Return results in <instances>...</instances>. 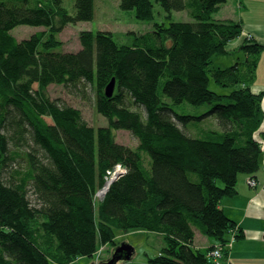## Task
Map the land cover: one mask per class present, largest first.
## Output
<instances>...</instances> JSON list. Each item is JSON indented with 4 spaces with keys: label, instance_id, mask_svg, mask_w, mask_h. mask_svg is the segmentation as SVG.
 I'll return each instance as SVG.
<instances>
[{
    "label": "trees",
    "instance_id": "trees-1",
    "mask_svg": "<svg viewBox=\"0 0 264 264\" xmlns=\"http://www.w3.org/2000/svg\"><path fill=\"white\" fill-rule=\"evenodd\" d=\"M96 3L0 0V264H74L113 244L115 230L139 228L167 242L147 264H214V246L198 248L195 236L226 243L237 227L221 203L237 194L241 175L261 168L255 134L264 96L251 86L264 45L251 39L239 49L243 61L216 68L214 57L244 33L242 22L218 18L229 0H119L139 22L155 21L156 12L165 21L131 33V46L88 31L78 53L61 51L57 36L95 21ZM174 12L190 20L174 21ZM19 26L51 36L21 42L11 34ZM52 85L78 100L93 93L109 126L96 130L81 110L53 100ZM182 103L211 106L196 117L174 110ZM119 131L139 146L119 144ZM117 166L126 174L98 201Z\"/></svg>",
    "mask_w": 264,
    "mask_h": 264
},
{
    "label": "rangeland",
    "instance_id": "rangeland-1",
    "mask_svg": "<svg viewBox=\"0 0 264 264\" xmlns=\"http://www.w3.org/2000/svg\"><path fill=\"white\" fill-rule=\"evenodd\" d=\"M231 3L230 5H226V7H223V9L220 11L221 13L218 14V18L221 20H224V22L227 21H233V22H239L238 15H236L237 12L234 11V7L232 6L234 1L229 0ZM96 20L93 22H87V23H78L76 26L69 25L66 26L63 32H61L57 39L63 43V47L61 48V51L63 52H73L78 53L80 51L82 45L81 40H79L80 34L82 32H88L91 31L94 34H97L98 32L102 31L105 33L111 32L115 38V40L119 44H124L131 46L134 43L135 37L131 33L135 34H145L152 30L154 27V22L162 23L165 21V17L162 15H158L156 12V19L155 21L151 22H139L135 16H133L132 13H124L121 11L119 7V0H97L96 3ZM158 11L160 9L157 8ZM173 20L184 22L189 21L190 17L188 16V13H173ZM46 31V32H45ZM12 35L16 37L18 41H24L26 39H29L34 34L39 32H45L49 37L51 36V33L49 34V30L46 28H37V27H28V26H19L14 28L11 31ZM242 35L241 37L236 40L229 43V47L227 50V54L218 55L217 57H214V65L216 68H229L230 66H233L236 62L243 61L244 60V54L239 49L244 44H249L253 39L256 37H253L252 35ZM252 37V38H250ZM249 38V39H248ZM258 40V39H257ZM264 45L263 42L257 41ZM264 47V46H263ZM255 82V81H254ZM253 82V83H254ZM252 83V84H253ZM211 89L218 94H226L229 93L230 90L224 89L222 87H218L214 84V82L210 85ZM107 88L104 92H106ZM251 92L255 96H264V92L260 93L255 91L254 87L251 86ZM46 94L49 95L53 100H57L58 102L66 100L68 104H72L74 107L82 111V114L84 115V118L86 122L93 127L94 129L98 130L99 128L107 127L109 126L108 119L103 115L100 114L97 111V103H96V97L93 93H90L87 98L83 99H76L72 95H68L66 92V89L63 88V86H50ZM107 94V92H106ZM174 110H178L179 113L185 114V115H193L196 117L203 116L209 111L210 104L209 105H190L189 103H182V104H172ZM264 111V108H263ZM48 122H51V119L49 118ZM211 124H208L206 126L207 128H210ZM117 135V141L121 145H126L128 147H131L133 149H136V147L139 146L138 139L133 136V134L129 131H119L116 133ZM256 138L258 140V143H260V146L262 149L264 148V120L263 123L260 125L259 130L255 134ZM263 156V155H262ZM262 159V158H261ZM24 166H27L26 164ZM126 171L123 166H117L115 172L110 173V178L107 180L110 181L116 174H121L119 178H121L123 175L126 174ZM117 178V180L119 179ZM114 180V178H113ZM248 182V180H247ZM250 188H256L258 186V183L255 182V179H252L247 183ZM102 191L99 192V196H97V200L99 201L100 198H104L106 194L102 195ZM102 195V196H101ZM33 199V197H32ZM34 200V199H33ZM233 222V221H232ZM234 227H237L234 224ZM227 241L224 245L221 243H218L216 240H212L210 238H207L205 235L203 236L200 232H197L195 236V245L202 249H208L209 247L214 246V251L211 252L208 256L209 259L213 261L214 264H229V253L234 248L235 243L239 238H242V235L240 234V230H232L231 232H228L226 234ZM131 246L134 249V254L130 258V260H123L119 259V261L116 262V264H147L149 259H152V257H158L162 254L163 249L167 247V242L164 240L163 235H158L154 232H148L147 230H143L141 228L139 229H129V230H115V239L112 243H108L107 245H100L97 248V252L93 257H87V258H77L76 262L74 264H109L111 260H113L114 256L116 255V250L120 246ZM52 264H58L56 261H51Z\"/></svg>",
    "mask_w": 264,
    "mask_h": 264
},
{
    "label": "crops",
    "instance_id": "crops-1",
    "mask_svg": "<svg viewBox=\"0 0 264 264\" xmlns=\"http://www.w3.org/2000/svg\"><path fill=\"white\" fill-rule=\"evenodd\" d=\"M235 5V4H233ZM232 5V6H233ZM234 7L242 22L244 35H252L264 43V0H241L239 8ZM257 77L252 84L255 91L264 92V52L260 58ZM264 108V97L262 99ZM261 168L255 175L256 188H250L247 175H241L237 194L225 197L221 205L242 238L229 253V264H264V148Z\"/></svg>",
    "mask_w": 264,
    "mask_h": 264
},
{
    "label": "water",
    "instance_id": "water-1",
    "mask_svg": "<svg viewBox=\"0 0 264 264\" xmlns=\"http://www.w3.org/2000/svg\"><path fill=\"white\" fill-rule=\"evenodd\" d=\"M114 87H115V81L114 80H112V83H111V85H109L108 87H107V90H106V92H107V96L108 97H111L112 95H113V91H114ZM121 174H116V176H114L113 178H114V180H113V178H112V180H110V181H108L107 183H106V185H105V188H104V190H103V192H102V195L103 194H106V192L109 190V187L114 183V182H116V180H117V178H119V176H120ZM101 195V196H102ZM104 196V195H103ZM101 199H102V197H101ZM134 249H133V247H131V246H128V245H125V246H120L117 250H116V255L114 256V258H113V260H111L110 262H109V264H116V262L117 261H119V259H125V260H130V258L132 257V255L134 254Z\"/></svg>",
    "mask_w": 264,
    "mask_h": 264
},
{
    "label": "bare ground",
    "instance_id": "bare-ground-1",
    "mask_svg": "<svg viewBox=\"0 0 264 264\" xmlns=\"http://www.w3.org/2000/svg\"><path fill=\"white\" fill-rule=\"evenodd\" d=\"M252 179H255V182H257V180H256V178H255V177H254V178H252V177L250 178V180H252ZM257 183H258V182H257Z\"/></svg>",
    "mask_w": 264,
    "mask_h": 264
},
{
    "label": "built area",
    "instance_id": "built-area-1",
    "mask_svg": "<svg viewBox=\"0 0 264 264\" xmlns=\"http://www.w3.org/2000/svg\"><path fill=\"white\" fill-rule=\"evenodd\" d=\"M249 181H251L250 179H248V183H249ZM257 183V182H256Z\"/></svg>",
    "mask_w": 264,
    "mask_h": 264
}]
</instances>
